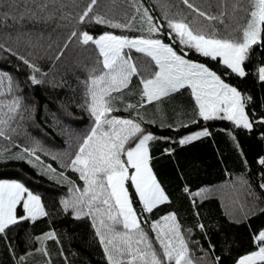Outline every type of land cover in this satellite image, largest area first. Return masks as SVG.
<instances>
[{"label":"trees","instance_id":"obj_1","mask_svg":"<svg viewBox=\"0 0 264 264\" xmlns=\"http://www.w3.org/2000/svg\"><path fill=\"white\" fill-rule=\"evenodd\" d=\"M89 2L37 0L39 4L47 3V8L41 11L28 0H0V44L4 46L0 48V77H10L13 85V92L7 93L5 89L0 101L11 100L13 96L21 98L18 114L5 129L10 139L0 137V152L5 156L0 160V180L24 184L41 198L48 213L35 222L22 221L0 234V264H21L22 256L26 258L23 264H107L91 220L75 219L70 209L64 210L62 201L71 196L69 185L46 169L51 165L57 174L63 172L83 187L78 173L65 165L70 164L83 138L94 126L87 110V86L92 76L102 73L103 66L99 50L92 44L82 45L78 38L69 39L72 31L86 30L94 37L105 32L128 37L147 36V33L78 23ZM139 2L163 26L162 32L154 35L165 43H172L165 12L173 19L183 15L192 21L195 16L180 0ZM192 2L209 14L220 11V0ZM234 3L235 0H227L229 12ZM26 10L36 12V16L31 17L29 11L20 20V14ZM94 11L123 20L124 13L130 16L134 9L131 0H98ZM3 13L10 15L4 17ZM12 16L17 19L13 20ZM199 20L207 23L203 18ZM134 27H141L139 18ZM174 46L179 49L178 41ZM185 51L186 58L206 64L250 98L246 101V112L252 122L251 129L237 127L227 120L205 121L199 116L188 88L164 97V107L159 112L151 103L125 111L128 103H140L141 76L150 75L149 65H154L150 58L134 50L129 54L141 75L133 77L128 88L120 93L123 101H118L115 105L118 111L111 115L137 119L139 113L143 119L138 122L144 134L154 137L148 142L149 166L169 201L153 213L143 214L148 221L175 213L194 259L203 257L199 264H213L216 257L220 258L219 264H236L239 257L258 249L253 237L264 230V189L260 187L264 183V165L259 163L264 157V123L260 122L264 118V82L257 74L258 67L264 65V45L254 46L250 52L245 64L248 74L243 78L194 50ZM20 57L39 67L36 77L41 83H31V69ZM146 107L149 120L140 113ZM203 130L209 135L180 143L188 135ZM31 148L37 151L29 157L24 150ZM18 154L24 158H10ZM186 188L193 193L203 189L204 193L190 197ZM130 191L135 198L134 190ZM134 207H140L138 201ZM17 214L23 215L21 206ZM200 224L204 225L203 229L198 227ZM143 226L151 235L150 228ZM49 231L55 232L57 239L43 242L36 239ZM38 248L46 249L47 255L36 251Z\"/></svg>","mask_w":264,"mask_h":264},{"label":"snow or ice","instance_id":"obj_2","mask_svg":"<svg viewBox=\"0 0 264 264\" xmlns=\"http://www.w3.org/2000/svg\"><path fill=\"white\" fill-rule=\"evenodd\" d=\"M28 2L36 4L41 11L47 8V3L39 4L37 0ZM180 2L195 13V16L189 21L187 17L177 13L181 18L173 19L168 18V13L165 12L168 36L172 43H165L154 35L161 33L163 26L139 0H131L134 11L130 16L125 12L123 20H115L95 12L98 0H90L79 15L78 23H95L122 31H141L146 32L147 36L128 37L105 32L94 37L86 30H74L69 37L78 38L82 45H94L99 50L103 66L102 73L92 76L87 86V110L94 119V126L83 138L70 164L65 165L78 173L83 187L77 186L63 172L57 174L51 165H48L46 171L53 176L58 175L69 185L71 196L62 201L64 210L70 209L75 219L86 217L91 220L107 264H199L203 260V257L194 259L190 242L175 213H168L151 222L143 215L153 213L159 205L168 202L169 197L149 166L148 142L154 137L144 134L141 123L138 122L143 117L139 113L137 119L111 115L118 111L115 102L123 101L119 93L128 88L133 77L141 75L140 69L125 49H134L154 62V69L152 64L149 65L150 75L141 76L140 103H128L125 111L143 107L144 103L159 101L188 88L191 89L199 116L205 121L221 119L230 121L237 127L252 128L246 112V101L250 98L237 87L225 82L221 75L206 64L186 58L188 53L185 49L194 50L202 57L217 61L238 77H245L248 74L245 64L250 52L254 46L264 45V0H235L230 12L227 0H220V11L216 14H209L197 7L192 0ZM29 11L21 13L19 19L23 20ZM2 15L8 17L10 14ZM30 15L35 17L36 12L30 11ZM11 18L17 19L15 16ZM137 18L141 25L139 29L134 27ZM176 41L180 45L179 49L174 46ZM3 47L0 44V48ZM12 54L15 55L14 52ZM20 59L31 69V83H41L36 77V73L40 72L39 67L23 57ZM257 74L259 80L264 82V66L258 67ZM5 89L7 93L13 92L12 80L6 75L0 77V96L5 95ZM20 107V97L13 96L11 100L0 101V110L6 109L0 111V137L10 139L5 129L14 120ZM260 122L264 123V118ZM11 131L14 132L15 129ZM207 135L208 131L203 130L181 139L180 143L185 144ZM24 151L31 157L37 148ZM4 158V153L0 152V160ZM10 158L24 157L23 154H18ZM259 163L264 165V157L259 159ZM260 187L264 189V183ZM130 189L134 190L135 198ZM185 191L189 192L187 188ZM203 193L204 190L201 189L189 192V195L197 197ZM137 201L139 208L134 207ZM18 205L23 208L22 216L17 214ZM193 205L195 206L194 200ZM47 215L41 198L29 191L24 184L0 181V234L6 233L22 221L35 222ZM143 225L150 228L151 235ZM198 227L203 229L204 225L200 224ZM184 231L190 233L191 229ZM36 239L43 242L55 240L57 236L55 232L49 231ZM253 239L258 250L239 257L236 264L264 262V230L254 234ZM36 251L47 255L44 248ZM19 259L23 264L26 258L22 256ZM219 259L216 257L213 264H219Z\"/></svg>","mask_w":264,"mask_h":264},{"label":"crops","instance_id":"obj_3","mask_svg":"<svg viewBox=\"0 0 264 264\" xmlns=\"http://www.w3.org/2000/svg\"><path fill=\"white\" fill-rule=\"evenodd\" d=\"M124 91H125V89H123ZM122 90V91H123ZM191 90V89H190ZM121 91V92H122ZM119 95H120V93H119ZM123 97V96H122ZM168 97H170V96H168ZM193 97V96H192ZM168 99V98H167ZM194 99V98H193ZM118 101L119 100H117L116 102H115V105H117L118 104ZM164 97L163 98H161V100H159V101H154V102H152L151 103V105H153L154 106V110H157L158 112L160 111V110H162V108L164 107ZM195 101V100H194ZM146 105L147 104H150V103H145ZM196 104V103H195ZM119 106V105H118ZM148 107H150V106H148ZM148 107H146L145 108V110L146 111H142V112H140L144 117H145V119H147V120H149L150 118L148 117V115L146 114V112H148L147 111V109H148ZM196 107H197V105H196ZM198 108V107H197ZM168 123V122H167ZM200 132V131H199ZM196 133H198V132H196ZM196 133H194V134H196ZM193 134V135H194ZM189 136V135H188ZM196 140V139H195ZM193 141V140H192ZM23 210V209H22ZM23 215H24V212H23Z\"/></svg>","mask_w":264,"mask_h":264},{"label":"rangeland","instance_id":"obj_4","mask_svg":"<svg viewBox=\"0 0 264 264\" xmlns=\"http://www.w3.org/2000/svg\"><path fill=\"white\" fill-rule=\"evenodd\" d=\"M130 50H134V49H125L124 51L130 56ZM135 51V50H134ZM154 66V65H153ZM264 66V65H263ZM194 134V133H193ZM193 134H190V135H193ZM189 135V136H190ZM0 181H5V180H0ZM6 182H12V181H6ZM16 182H18V181H16ZM20 183V182H19ZM19 206V205H18ZM21 208H22V206H21ZM23 209V208H22ZM262 244H264V242H262ZM258 249H256L255 251H257ZM257 264H264V262H260V261H258L257 262Z\"/></svg>","mask_w":264,"mask_h":264}]
</instances>
